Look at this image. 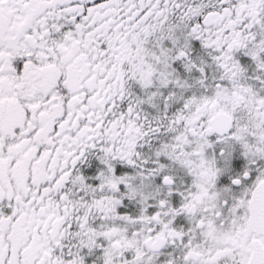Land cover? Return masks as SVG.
<instances>
[{
	"label": "snow or ice",
	"instance_id": "1",
	"mask_svg": "<svg viewBox=\"0 0 264 264\" xmlns=\"http://www.w3.org/2000/svg\"><path fill=\"white\" fill-rule=\"evenodd\" d=\"M0 264H264V0H0Z\"/></svg>",
	"mask_w": 264,
	"mask_h": 264
}]
</instances>
